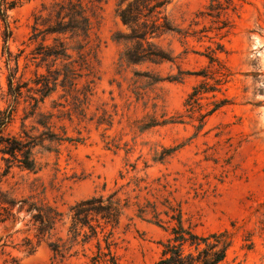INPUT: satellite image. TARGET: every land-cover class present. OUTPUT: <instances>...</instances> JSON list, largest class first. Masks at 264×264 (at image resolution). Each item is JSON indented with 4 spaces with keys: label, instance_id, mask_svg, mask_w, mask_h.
Returning <instances> with one entry per match:
<instances>
[{
    "label": "rangeland",
    "instance_id": "374dc122",
    "mask_svg": "<svg viewBox=\"0 0 264 264\" xmlns=\"http://www.w3.org/2000/svg\"><path fill=\"white\" fill-rule=\"evenodd\" d=\"M56 1L61 0H21L11 12L10 49L27 88L10 131L19 134L25 125L36 136L57 134L73 141H47L34 150L40 172L14 167L0 180V264H51L53 259L47 243L38 245L30 230L28 206L20 211L21 204L14 202L34 196L35 202L57 206L69 220L70 207L103 192L104 184L106 193L119 190L131 200L114 236L121 263L151 264L160 257L159 242L168 233L138 218L136 204L151 201L164 211L169 201L198 233L236 232L225 264H264V0H215L212 12L220 18L206 15L211 0H173L167 7L171 20L191 35L156 40L175 57L160 65L125 62L127 44L114 37L128 31L116 13L117 0H105L93 36L100 43L95 96L89 104H74L58 88L30 115L31 98L41 99L35 94L36 74L46 73L41 60L33 58L38 45L30 40L34 16ZM224 23L230 28L221 30ZM218 48L224 52L211 64L206 56ZM5 61L0 54L4 89ZM156 76L166 80L154 83ZM173 77L182 80L170 81ZM202 83L221 89L202 96L204 109L222 98L230 103L199 132L198 113L184 117V123L176 119L187 115L185 102ZM6 107L0 95V108ZM39 114L53 116L51 132L37 124ZM171 148L177 150L160 161ZM29 239L37 246L33 253ZM87 254L80 252L63 264H91Z\"/></svg>",
    "mask_w": 264,
    "mask_h": 264
},
{
    "label": "trees",
    "instance_id": "16d2710c",
    "mask_svg": "<svg viewBox=\"0 0 264 264\" xmlns=\"http://www.w3.org/2000/svg\"><path fill=\"white\" fill-rule=\"evenodd\" d=\"M21 0H0V54L5 58L7 75L6 89L0 81V95L6 99L7 107L0 108V180L10 174L14 167L34 174L42 167L36 159L34 150L45 147L47 141L59 143L73 141L71 138H57V134L46 136L34 135L23 125L19 134H13L10 128L14 124L18 107L23 98L25 83L18 78L19 60L10 49V41L14 35L11 12L17 8ZM173 0H117L116 13L122 24L127 28V34L117 33L114 40L127 44L122 58L130 65L150 63L160 65L174 62L175 57L162 49L155 41L168 34H178L185 38L189 32L175 26L171 20L167 7ZM215 0H211L206 15L213 14ZM105 0H61L49 7H43L34 16L33 31L30 40L37 43L33 58L40 59L45 65V74H36L34 85L35 94L40 93L41 99L35 100L30 115L35 114L40 102H44L58 88H62L64 96H71L74 104L86 105L95 96L99 65L100 43L94 39L99 10ZM231 4L232 0H229ZM235 11V7L232 8ZM46 13V14H45ZM215 13V12H214ZM220 13V12H219ZM229 24L220 28L229 29ZM222 48L211 50L207 54L210 63L219 62L216 56L223 53ZM14 63V66L12 65ZM225 68V66H224ZM207 78V75H204ZM87 79L80 89V81ZM166 78L156 76L154 83L165 81ZM181 77H173L170 81L179 82ZM221 81V80H218ZM33 88H28L31 92ZM221 92V89L208 83H202L195 88L185 102L187 115H179L176 119L184 123V117L190 119L198 113L200 132L207 124L210 116L227 106V98L216 100L211 108H203L200 100L207 93ZM37 124L49 132L52 128V115L39 114ZM102 124V122H100ZM162 124H167L166 121ZM161 125V124H160ZM35 129V128H34ZM177 149H165L160 161L170 157ZM137 188L139 186H136ZM107 185H103V192L75 203L66 214L57 206L49 202H35L34 196L23 199L20 211L26 206L27 213L32 215L30 224L35 232L38 245L46 242L53 254L51 264H63L69 258L80 252L88 256L90 252L91 264H123L116 252L117 243L114 239L115 231L120 225L125 211L130 208V198H123L119 190L108 193ZM141 191V189L139 190ZM138 198V197H136ZM136 215L162 228L168 233L166 239L159 244L162 247L160 257L151 264H225L230 250L236 241V232L231 229L198 233L191 226L186 225L182 210L166 201V210L160 211L157 204L146 201L137 203ZM166 217V218H164ZM238 230L237 223L231 225ZM29 250L35 252L31 239Z\"/></svg>",
    "mask_w": 264,
    "mask_h": 264
}]
</instances>
